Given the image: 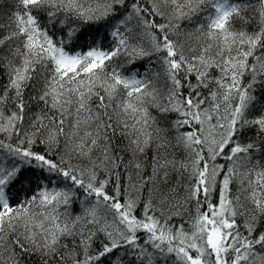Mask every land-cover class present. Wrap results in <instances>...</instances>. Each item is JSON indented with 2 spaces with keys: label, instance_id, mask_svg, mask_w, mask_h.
<instances>
[{
  "label": "snow or ice",
  "instance_id": "snow-or-ice-1",
  "mask_svg": "<svg viewBox=\"0 0 264 264\" xmlns=\"http://www.w3.org/2000/svg\"><path fill=\"white\" fill-rule=\"evenodd\" d=\"M0 264H264V0H0Z\"/></svg>",
  "mask_w": 264,
  "mask_h": 264
}]
</instances>
